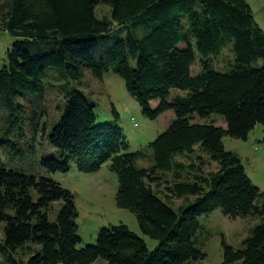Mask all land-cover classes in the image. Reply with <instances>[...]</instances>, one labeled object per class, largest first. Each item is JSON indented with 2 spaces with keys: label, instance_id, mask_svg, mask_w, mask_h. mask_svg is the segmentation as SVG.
I'll list each match as a JSON object with an SVG mask.
<instances>
[{
  "label": "trees",
  "instance_id": "1",
  "mask_svg": "<svg viewBox=\"0 0 264 264\" xmlns=\"http://www.w3.org/2000/svg\"><path fill=\"white\" fill-rule=\"evenodd\" d=\"M98 5L110 8L109 19L96 16ZM0 29L14 40L0 67V147L21 154L23 101L42 100L47 79L56 73L64 102L44 138L58 156L42 158L41 167L68 172L75 164L91 173L107 164L118 177L117 206L134 213L143 234L157 242L148 249L120 223L102 227L95 244L79 246L74 195L50 177L25 174L0 159V264L201 261L199 218L216 209L232 219L260 220L242 248L224 244L222 264H264V192L252 184L239 155L222 143L224 136L246 140L257 124L264 125V31L246 0H11ZM223 49L232 57L218 70L213 61ZM196 56L201 69L192 74ZM85 71L99 80L107 72L118 74L145 116L173 111L174 118L145 150L130 151L119 124L98 122L94 102L70 86L80 85ZM152 101L158 102L155 108ZM32 114L27 119L34 140L40 117ZM149 150L154 164L138 167ZM196 150L218 168L193 182L179 181L186 165L175 157L195 169ZM166 173L172 175L169 191L186 201L177 208L152 187ZM55 202L62 206L50 221L47 210ZM27 244L36 248L27 260L17 259L14 252Z\"/></svg>",
  "mask_w": 264,
  "mask_h": 264
},
{
  "label": "rangeland",
  "instance_id": "2",
  "mask_svg": "<svg viewBox=\"0 0 264 264\" xmlns=\"http://www.w3.org/2000/svg\"><path fill=\"white\" fill-rule=\"evenodd\" d=\"M256 8V19L264 31V0H250ZM11 0H0V24L8 11ZM248 3V2H247ZM98 18L110 16V8L106 5H98L95 8ZM262 22V23H261ZM13 38L0 29V67L6 63V51L13 44ZM194 51L197 53L195 44ZM229 49H223L219 58L213 61V66L218 70L227 68L231 60ZM199 58L191 66L192 74L200 71ZM57 74L52 72L47 79L49 82L45 88V95L42 100L28 98L23 101L25 112V133L22 135V146L19 149L21 154L3 150L0 147V159L7 167L17 168L28 175H35L37 178L47 176L57 181L63 188L68 189L74 195V203L78 212L76 222L81 242L79 246L95 244L96 237L102 227L115 224H124L132 232L144 239L148 249H153L157 242L143 234L138 225L134 213L127 209L119 208L116 204V192L118 189V177L111 171L107 164L91 173H84L78 170L75 164L71 165L68 172H48L41 167V159L48 155L58 156L54 147L44 138L46 130L58 119L60 107L64 102V94L60 89V82ZM70 86L80 88L84 94L96 105L95 111L98 122H112L122 129V133L129 143L130 151L145 150L149 142L162 133L174 118L173 111H167L157 119H150L145 116L138 102L126 91L124 80L118 74L107 72L102 80L96 79L89 71H85V77L80 85L70 83ZM157 101H152L151 106L156 107ZM39 118V131H36L34 140L32 126L29 123L28 115ZM42 110V114H39ZM118 116H117V114ZM4 115L0 114V128L4 124ZM216 125L225 126L223 120L212 115ZM194 121L204 122V119L195 118ZM35 134V133H34ZM264 125L257 124L248 134L247 139H236L229 136L222 138L223 147L227 151L235 152L241 158L242 165L252 184L264 192ZM149 157L140 158L137 165L140 168H148L154 164L152 153L149 150ZM195 169H190L191 162L183 156H176L175 160L184 161L186 168L179 181H195V176H205L218 168V164L211 158L198 150L193 154ZM160 175V174H158ZM172 175L162 174L152 187L161 191L162 195L168 196L171 204L178 207L185 203L183 197H177L169 191ZM192 198H189L191 200ZM166 201V199H164ZM62 203L55 202L47 210L50 221H55ZM202 229L198 234L196 246L205 254L201 261L188 262L186 264H222L224 255V244L233 248H242L243 241L250 235L251 230L260 223L258 217H237L232 219L216 209L209 214H203L199 218ZM4 238V223L0 224V243ZM30 247L31 250H29ZM25 248L17 249L14 256L17 259L27 260L30 252L36 248L35 245L27 244ZM3 256L0 252V261ZM94 264H108L105 260L98 259Z\"/></svg>",
  "mask_w": 264,
  "mask_h": 264
},
{
  "label": "crops",
  "instance_id": "3",
  "mask_svg": "<svg viewBox=\"0 0 264 264\" xmlns=\"http://www.w3.org/2000/svg\"><path fill=\"white\" fill-rule=\"evenodd\" d=\"M248 2V4L250 5L251 9H252V12H253V15H254V18L256 20V22L258 23L257 19H256V15H255V12L254 10L256 11V8H254V2H251L250 0H246ZM262 23V22H261ZM258 25L260 26V24L258 23ZM262 25L264 26V24L262 23ZM261 27V26H260ZM225 127V126H224ZM197 148V147H196Z\"/></svg>",
  "mask_w": 264,
  "mask_h": 264
}]
</instances>
